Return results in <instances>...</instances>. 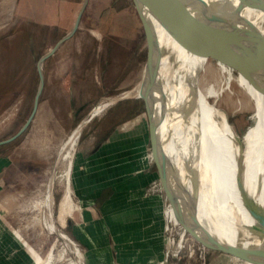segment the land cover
<instances>
[{"label": "rangeland", "instance_id": "1", "mask_svg": "<svg viewBox=\"0 0 264 264\" xmlns=\"http://www.w3.org/2000/svg\"><path fill=\"white\" fill-rule=\"evenodd\" d=\"M81 2L0 0V139L14 134L27 119L38 85L37 61L70 31ZM61 46L64 59L58 64V71L62 70L61 76L72 80L70 102L74 103L71 109L76 118L72 120L73 112L64 104L69 100L64 99L62 108L68 114L61 117L65 122L54 121L55 116L47 109L54 108V104H50L49 93L45 94L43 88L27 129L14 141L0 146V264H40L50 251L55 256L63 249L62 259L51 264L75 261V254L58 236L59 232L77 244L83 264H91V249L82 241L80 224L84 225V231L97 235L101 249L109 250L111 244L115 255L112 264H161L165 260V240L170 244L167 264H230L236 243L240 241L246 247L248 240L240 232L235 211L229 205L225 207L224 200L207 202L192 215L204 232L218 242L227 243V255L203 248L181 227L190 230L186 221L181 219L172 224L165 214L169 204L152 158L163 174L169 194L179 168L167 164L161 153L154 155L153 114L148 107L147 115L142 99L135 94L142 77L146 46L130 0H89L76 32ZM51 58L43 62L44 79L54 69ZM126 92L132 93L124 97ZM110 99L114 103L90 117L95 106ZM221 109L227 112L237 131L240 126L246 130L253 124L249 110L232 111L224 104ZM86 119L69 152L68 190L72 207L68 211L63 205L69 162V157H63L64 145ZM110 128L117 132L128 130L131 135L145 132L146 152L140 162L125 164L124 168L119 163H110L107 169L104 165L90 177L85 174L86 160L75 165L78 146L82 141L92 142L101 130L104 133ZM76 168L84 176L76 178L82 180L83 195L77 193L74 185ZM121 169L125 171V179L109 177L118 175ZM148 172H156V177L147 181ZM46 196L51 198V206L46 204ZM196 198L194 194L191 207ZM93 203L99 207L97 212L92 210ZM60 208L66 210L64 226L58 219ZM48 217L55 232L44 226ZM96 217H104L112 226L104 221L106 224L93 227L85 221Z\"/></svg>", "mask_w": 264, "mask_h": 264}, {"label": "bare ground", "instance_id": "2", "mask_svg": "<svg viewBox=\"0 0 264 264\" xmlns=\"http://www.w3.org/2000/svg\"><path fill=\"white\" fill-rule=\"evenodd\" d=\"M252 21L264 32V19L255 17ZM157 32L162 48L161 80L166 94L170 97L169 103L175 104L180 114L167 111L157 99L156 93L151 89H140V83L135 94L144 96L147 109L149 107L153 114L156 142L154 155L161 153L167 164L173 163L179 168V174L175 175L172 182L171 193L181 199L191 214L201 210L207 202L224 200L225 207L229 205L235 211L240 232L244 237L247 235L248 240L246 247H242L240 241L236 243L230 264H264V254L258 248L261 240L251 231L254 220L243 204L236 181L239 176L249 194L259 204L264 205V97L246 79L227 66L193 58L169 37L159 30ZM193 81L197 87L196 109L191 112L185 123L182 114L188 105ZM129 93L132 92H126L123 96H128ZM114 101L110 99L100 102L94 107L90 117L100 114ZM223 104L232 111H251L253 124L239 135L228 114L221 109ZM87 120L74 129L64 145L66 150L63 157H69V162L63 205L67 206L68 211L72 207L68 190L71 169L69 152ZM237 137L240 138V145ZM194 194H197V198L191 207L190 202ZM51 203V198L47 197L46 204L51 206ZM172 205V208L167 205L165 214L172 224H177L183 218L173 202ZM65 211L60 208L57 213L62 226L65 224ZM44 226L50 232L56 231L50 217L45 218ZM58 236L76 256V260L68 264H83V255L77 244L61 232ZM64 253L63 249L54 256L50 251L40 264L61 260ZM161 264H164V261Z\"/></svg>", "mask_w": 264, "mask_h": 264}, {"label": "water", "instance_id": "3", "mask_svg": "<svg viewBox=\"0 0 264 264\" xmlns=\"http://www.w3.org/2000/svg\"><path fill=\"white\" fill-rule=\"evenodd\" d=\"M88 2L89 0H82L70 31L38 59L36 64L38 85L31 112L14 134L0 139V146L17 139L29 126L37 111L39 98L44 88L43 62L74 35ZM130 3L141 24L146 46L140 89L146 88L148 91L151 89L154 94L156 93L157 99L167 111L180 114L177 106L172 102L169 103L170 97L166 94L161 80L162 48L158 42L157 30L169 37L193 58L219 62L227 66L246 79L264 97V32L252 21L255 17L264 19V0H130ZM199 72L200 68H198ZM190 87L189 102L182 114L185 123L191 112L196 109L197 102L195 81L193 85L191 82ZM139 97L148 115L145 98L142 94ZM244 131L245 129L240 126L237 133L241 135ZM237 139L240 145V138L237 137ZM152 159L166 201L171 208L173 207L172 202L174 203L190 230L185 226L181 227L203 248L227 255L229 253L227 243L218 242L204 232L192 214L184 207L181 199L174 193L169 194L163 174L154 158ZM236 181L243 204L254 220L251 231L260 238L258 248L264 254V205L259 204L249 194L239 176ZM167 263L165 256L164 264Z\"/></svg>", "mask_w": 264, "mask_h": 264}, {"label": "crops", "instance_id": "4", "mask_svg": "<svg viewBox=\"0 0 264 264\" xmlns=\"http://www.w3.org/2000/svg\"><path fill=\"white\" fill-rule=\"evenodd\" d=\"M61 47L51 56V63L52 65H54V69L45 74L44 83V93H49L47 98L49 99L50 104H54V108L49 107L47 109H49V114L51 116H55L54 121H57L59 123L65 122V119H62L61 116H65L68 114V112H65V110L62 108V100H69L66 103H63L66 106L69 105L71 111L72 105L74 104L73 102H70V100L73 99L70 90L72 80H70V78L68 77L67 79L61 76L62 70H60V72L58 71V64L64 59V54L63 52H61ZM57 100L60 101L59 104H56ZM75 118L76 112H73L72 120H74ZM147 141V134L145 132L143 133L142 131H136L133 135H131V132L128 130H121L117 132L115 128H110L104 130V133L101 130V134H98L96 136V139L92 142L86 143L82 141V143L79 144L75 165H82L84 164L83 161L86 160L85 168L87 172L85 174L89 173L88 175L90 177H92L94 172L102 168L104 165H106L104 169H107V165H109L110 163H119L123 166L120 167L124 168L125 164L129 165L133 163L135 164L138 161L140 162L141 155H144L146 152L144 143ZM116 151H118L119 153H117ZM78 170L79 169L77 168L75 170L76 173L74 174V185L77 193L79 195L80 193L81 195H83V191L81 190L82 180L80 181L81 183L76 180V178H78L79 176H83V173H79ZM121 170V172H119L120 170H118V175L109 174V177L116 178L117 180L125 179V171L123 169ZM140 174L142 175L143 173L141 172ZM154 177H156V172H148L145 175L147 181L153 179ZM129 186L133 188V185L131 183L129 184ZM92 206V210H94L95 212L99 210V207L95 206L94 203L92 204ZM85 221L91 226L96 227L101 223H105L104 221L106 220L104 219V217H96ZM106 223L108 226L111 225V221L109 220H107ZM130 224H132V221L129 223V225ZM79 227V232L83 239L82 241L87 243V245L90 246L89 248L91 249V264H112L115 255L112 254L111 244L109 243V250L101 249L102 243L98 239L97 235L92 232L88 233V230L84 231V225L81 226L80 224Z\"/></svg>", "mask_w": 264, "mask_h": 264}, {"label": "built area", "instance_id": "5", "mask_svg": "<svg viewBox=\"0 0 264 264\" xmlns=\"http://www.w3.org/2000/svg\"><path fill=\"white\" fill-rule=\"evenodd\" d=\"M173 240V239H172ZM186 240H188V239H186ZM179 241V240H178ZM191 241H193V240H191ZM165 244H166V251H165V256L166 257H168V252H169V249H170V244L168 243V242H166V240H165ZM181 244H182V241H181ZM181 246V245H180ZM179 246V247H180Z\"/></svg>", "mask_w": 264, "mask_h": 264}]
</instances>
